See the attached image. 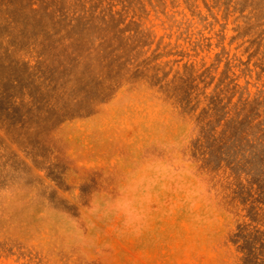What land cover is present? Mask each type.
Segmentation results:
<instances>
[{"label":"rangeland","instance_id":"374dc122","mask_svg":"<svg viewBox=\"0 0 264 264\" xmlns=\"http://www.w3.org/2000/svg\"><path fill=\"white\" fill-rule=\"evenodd\" d=\"M0 180V264H264V0H0Z\"/></svg>","mask_w":264,"mask_h":264},{"label":"bare ground","instance_id":"6f19581e","mask_svg":"<svg viewBox=\"0 0 264 264\" xmlns=\"http://www.w3.org/2000/svg\"><path fill=\"white\" fill-rule=\"evenodd\" d=\"M1 181V180H0ZM3 181V180H2ZM20 181V180H19ZM7 185L8 184H6V186L5 187H7ZM9 186V185H8ZM2 187V186H1ZM2 188H4V186L2 187ZM8 188V187H7ZM1 190H3V189H1ZM8 191H9V189H8ZM9 193V192H8ZM7 200V199H6ZM1 252V251H0ZM8 253V252H7ZM3 254V253H2ZM4 255V254H3Z\"/></svg>","mask_w":264,"mask_h":264}]
</instances>
